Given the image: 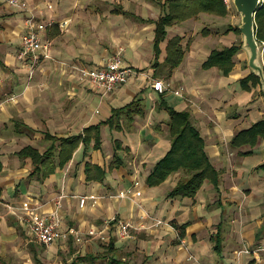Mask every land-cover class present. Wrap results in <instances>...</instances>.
Masks as SVG:
<instances>
[{
    "label": "crops",
    "instance_id": "obj_1",
    "mask_svg": "<svg viewBox=\"0 0 264 264\" xmlns=\"http://www.w3.org/2000/svg\"><path fill=\"white\" fill-rule=\"evenodd\" d=\"M19 1L24 9L0 0L1 230H19L35 254L41 247L53 258L72 255L65 264L98 256L102 244L131 264L264 263V253L245 252L264 246V136L234 145L240 133L264 120V94L260 84L242 83L252 73L243 49L228 75L204 66L212 51L242 42L239 25L228 31L212 25L196 40L194 18L167 28L166 39L155 45L165 0ZM31 16L46 25L41 37L52 45L50 58H42L29 79L28 62L18 54ZM213 16L211 24L226 17ZM177 36L184 56L172 68L167 46ZM118 51L133 70L126 84L104 94L82 80L80 68L104 66ZM261 57L264 66V48ZM157 80L165 86L162 94L153 89ZM118 110L123 112L116 117ZM169 110L188 113L216 173L194 197L171 196L191 177L183 169L159 184L148 182L172 148ZM90 127L98 128L99 147L95 131L85 134ZM47 134L87 140L53 174L31 178L32 160L19 153L32 147L44 155L52 145ZM32 209L58 212L60 229L74 228L83 240L34 242L20 220ZM121 223L129 225L125 237L119 235ZM5 253L0 264H11Z\"/></svg>",
    "mask_w": 264,
    "mask_h": 264
},
{
    "label": "trees",
    "instance_id": "obj_2",
    "mask_svg": "<svg viewBox=\"0 0 264 264\" xmlns=\"http://www.w3.org/2000/svg\"><path fill=\"white\" fill-rule=\"evenodd\" d=\"M163 6L165 7L166 13L155 22V45L164 41L167 37V28L177 23L194 19L201 13L222 17L226 16L228 13L224 0H165ZM255 23L256 38L258 41L264 43V0L262 6L255 15ZM235 30L240 33L237 27ZM181 41V37L177 36L168 42L166 60L172 68L177 67L183 59L184 49L181 45ZM241 49L242 42L231 48L214 50L204 63V66H216L223 70L225 75H228L233 68V58ZM250 80L261 85L258 76L253 73L242 80V83L247 85ZM122 112L123 110L115 111L114 116L118 117ZM169 112L170 133L173 137L172 148L167 156L157 164L154 172L149 176L148 182L150 185L159 184L170 173L183 169L190 174L191 177L187 181L180 183L171 193V196L182 195L194 197L203 181L205 179L215 180L216 173L205 153L204 141L198 130L191 124L188 113L174 110H169ZM92 131H95V146L99 147L100 140L97 127L87 128L85 134L87 135ZM261 136H264V120L254 124L249 130L240 133L236 137L234 145L238 143L236 141L253 143ZM46 138L52 141V145L49 146L44 155H41L32 147H25L19 153L21 158H30L32 160L31 178L45 179L53 174L57 167L67 163L79 142H85L87 140V136L56 140L48 134ZM57 141L60 143V151L56 158L55 143ZM261 167L264 168V165ZM93 169L97 168L94 167ZM115 251L116 249L112 245H109L106 249V255L79 256L68 264H95L101 258L107 259L106 264H131L122 260Z\"/></svg>",
    "mask_w": 264,
    "mask_h": 264
},
{
    "label": "built area",
    "instance_id": "obj_3",
    "mask_svg": "<svg viewBox=\"0 0 264 264\" xmlns=\"http://www.w3.org/2000/svg\"><path fill=\"white\" fill-rule=\"evenodd\" d=\"M9 4L13 7L25 8V4L19 0H9ZM26 32L21 38V50L18 57L29 66V79H32L35 70L42 58H50V41H43L41 34L45 30L46 25L38 22L33 16L26 20ZM264 44V43H263ZM82 80L87 81L94 89L101 91L104 94L110 93L117 87L126 84L133 74L131 68L123 65L122 51L116 52L111 56L106 64L97 68H80ZM153 89L162 94L165 91V86L162 81H154ZM176 95H180L179 90L174 91ZM138 196L140 192L136 193ZM86 198H81L80 204L84 206ZM26 216L20 217V220L28 226L32 240L44 246H50L56 242L64 241L74 237L76 242L83 240L82 235L70 228L68 230L60 229V216L58 212L43 213L37 209L28 210ZM128 224L121 223L119 235L125 237L128 235ZM94 232L90 231L88 236H94ZM246 253H264V246L257 248L254 251H245Z\"/></svg>",
    "mask_w": 264,
    "mask_h": 264
},
{
    "label": "rangeland",
    "instance_id": "obj_4",
    "mask_svg": "<svg viewBox=\"0 0 264 264\" xmlns=\"http://www.w3.org/2000/svg\"><path fill=\"white\" fill-rule=\"evenodd\" d=\"M224 1L227 6L228 13L225 19H222L221 22L220 20H218L214 22L215 24H211L212 19L213 18L215 19V17L211 14H206L205 18L204 16L202 18L201 17L198 18V16L200 15L199 14L194 19L197 22L195 23V27H197V29H195L197 32L195 35L196 40L200 38L202 34H204L203 33L204 30H208L207 27L211 28L212 25L216 27H220L221 28L220 30H223V31H228L230 28H234L233 26L240 25L241 17L239 13L236 11L233 5V1L232 0H224ZM195 39L191 37L190 43H192ZM6 213L7 214L11 213L10 207H8ZM13 230L14 229L10 230L9 228L1 230V227H0V235H2L1 236L2 241L0 242V253H2L3 251H6V253L2 257L6 260H10L11 264H65V262L73 258L72 255H66V254L60 255V253L58 256H56V258H53L50 256V252L47 248H41V247H36V254H35L30 250L29 248L30 246H27V241L25 240L24 235L21 234L20 231L17 229L15 230V232H12ZM5 240L6 241L8 240V242H5ZM106 249H107V246L103 244L100 245L99 251L97 253L98 256L106 255ZM130 261L133 264L141 263L140 261L136 259L135 260L132 259ZM106 262H107V259L101 258L95 264H106ZM142 264H145V263H142Z\"/></svg>",
    "mask_w": 264,
    "mask_h": 264
},
{
    "label": "water",
    "instance_id": "obj_5",
    "mask_svg": "<svg viewBox=\"0 0 264 264\" xmlns=\"http://www.w3.org/2000/svg\"><path fill=\"white\" fill-rule=\"evenodd\" d=\"M236 11L241 17L239 31L242 35V49L248 55V66L258 76L264 94V66L262 49L264 44L256 38L255 15L262 6L263 0H232Z\"/></svg>",
    "mask_w": 264,
    "mask_h": 264
}]
</instances>
